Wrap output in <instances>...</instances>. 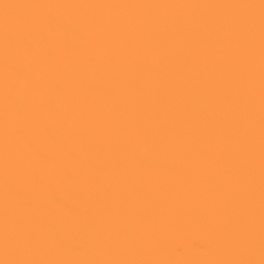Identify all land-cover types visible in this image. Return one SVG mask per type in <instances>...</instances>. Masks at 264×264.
<instances>
[{
  "label": "snow or ice",
  "instance_id": "6c2138e0",
  "mask_svg": "<svg viewBox=\"0 0 264 264\" xmlns=\"http://www.w3.org/2000/svg\"><path fill=\"white\" fill-rule=\"evenodd\" d=\"M0 264H264V0H0Z\"/></svg>",
  "mask_w": 264,
  "mask_h": 264
},
{
  "label": "bare ground",
  "instance_id": "6f19581e",
  "mask_svg": "<svg viewBox=\"0 0 264 264\" xmlns=\"http://www.w3.org/2000/svg\"><path fill=\"white\" fill-rule=\"evenodd\" d=\"M64 2V0H62ZM66 2H73V0H66ZM202 238L198 233H191L187 235H176L172 238V243L175 245H183L187 247L189 250L193 249V243L196 241H200Z\"/></svg>",
  "mask_w": 264,
  "mask_h": 264
}]
</instances>
